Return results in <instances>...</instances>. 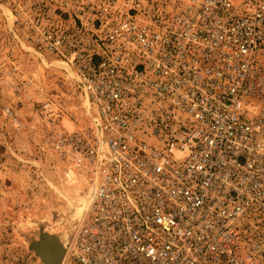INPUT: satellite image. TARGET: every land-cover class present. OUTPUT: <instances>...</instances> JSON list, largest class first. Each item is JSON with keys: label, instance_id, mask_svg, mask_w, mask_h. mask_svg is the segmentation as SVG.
Instances as JSON below:
<instances>
[{"label": "built area", "instance_id": "2783aa9c", "mask_svg": "<svg viewBox=\"0 0 264 264\" xmlns=\"http://www.w3.org/2000/svg\"><path fill=\"white\" fill-rule=\"evenodd\" d=\"M35 6L90 119L52 132L89 183L59 264H264V0Z\"/></svg>", "mask_w": 264, "mask_h": 264}, {"label": "rangeland", "instance_id": "374dc122", "mask_svg": "<svg viewBox=\"0 0 264 264\" xmlns=\"http://www.w3.org/2000/svg\"><path fill=\"white\" fill-rule=\"evenodd\" d=\"M33 1L0 0V264H45L32 244L43 234L65 244L89 185L64 170L52 147L56 126H84L89 111L72 68L41 53L31 20L41 0ZM46 99L53 105L44 117Z\"/></svg>", "mask_w": 264, "mask_h": 264}, {"label": "water", "instance_id": "95a60500", "mask_svg": "<svg viewBox=\"0 0 264 264\" xmlns=\"http://www.w3.org/2000/svg\"><path fill=\"white\" fill-rule=\"evenodd\" d=\"M53 244L55 249L51 257L47 255L44 247ZM35 253L45 264H59L64 253V246L59 242L58 238L53 235L43 234L42 237L32 244Z\"/></svg>", "mask_w": 264, "mask_h": 264}, {"label": "bare ground", "instance_id": "6f19581e", "mask_svg": "<svg viewBox=\"0 0 264 264\" xmlns=\"http://www.w3.org/2000/svg\"><path fill=\"white\" fill-rule=\"evenodd\" d=\"M54 249H55V246H53V244H48L47 246L44 247V250L47 252V255L49 257L52 256Z\"/></svg>", "mask_w": 264, "mask_h": 264}]
</instances>
